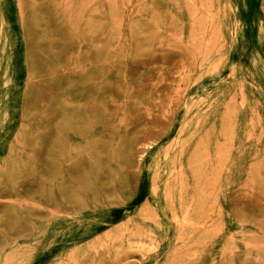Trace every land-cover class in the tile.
Segmentation results:
<instances>
[{
    "label": "rangeland",
    "instance_id": "rangeland-1",
    "mask_svg": "<svg viewBox=\"0 0 264 264\" xmlns=\"http://www.w3.org/2000/svg\"><path fill=\"white\" fill-rule=\"evenodd\" d=\"M0 264H264V0H0Z\"/></svg>",
    "mask_w": 264,
    "mask_h": 264
}]
</instances>
